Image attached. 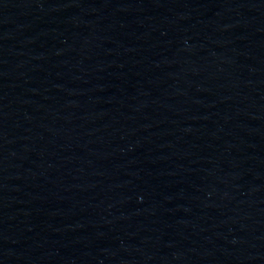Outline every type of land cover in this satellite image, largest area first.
<instances>
[{
  "label": "water",
  "instance_id": "water-1",
  "mask_svg": "<svg viewBox=\"0 0 264 264\" xmlns=\"http://www.w3.org/2000/svg\"><path fill=\"white\" fill-rule=\"evenodd\" d=\"M0 264H264V0H0Z\"/></svg>",
  "mask_w": 264,
  "mask_h": 264
}]
</instances>
